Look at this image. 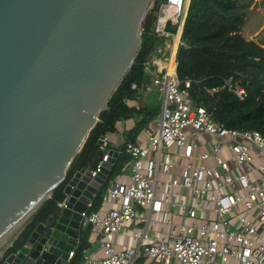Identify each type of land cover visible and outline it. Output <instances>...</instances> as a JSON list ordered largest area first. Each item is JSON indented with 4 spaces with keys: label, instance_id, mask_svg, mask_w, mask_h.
<instances>
[{
    "label": "water",
    "instance_id": "water-1",
    "mask_svg": "<svg viewBox=\"0 0 264 264\" xmlns=\"http://www.w3.org/2000/svg\"><path fill=\"white\" fill-rule=\"evenodd\" d=\"M153 3L0 0V244L65 181L67 198L1 264H67L79 245L118 151L96 175L68 169L133 66Z\"/></svg>",
    "mask_w": 264,
    "mask_h": 264
},
{
    "label": "built area",
    "instance_id": "built-area-1",
    "mask_svg": "<svg viewBox=\"0 0 264 264\" xmlns=\"http://www.w3.org/2000/svg\"><path fill=\"white\" fill-rule=\"evenodd\" d=\"M189 2L159 4L152 28L164 43L146 62L153 78L142 91L163 93L160 116L145 131L146 144L124 142L131 161L103 193L100 208L92 210V200L81 213V228L91 227L102 252L85 248L83 264H264V132L215 120L194 104L192 81L179 79L177 51ZM225 85L245 98L232 77ZM98 144L103 155L93 175L113 156L107 134ZM117 235L131 245L118 248Z\"/></svg>",
    "mask_w": 264,
    "mask_h": 264
},
{
    "label": "trees",
    "instance_id": "trees-1",
    "mask_svg": "<svg viewBox=\"0 0 264 264\" xmlns=\"http://www.w3.org/2000/svg\"><path fill=\"white\" fill-rule=\"evenodd\" d=\"M162 1L157 0L156 8L147 16L141 33V48L134 64L112 95L108 109L99 114V121L90 130L68 169L67 179L77 169L86 165L94 168L101 160L100 136L115 133L122 121L133 119L135 125L127 131V139L135 140L160 115V104L153 106L144 100L142 90L153 78L154 68L148 69L146 62L154 50L164 43V38L156 35L152 28ZM253 2L190 0L177 51V72L181 81H192L189 92L194 104L204 105L215 120L229 128L264 132V42L248 39L243 31ZM260 4L264 6V0H260ZM231 77L245 88L243 100L225 85V81ZM133 83L137 84L138 89H132ZM210 88H218V91L210 93ZM122 148L123 144L119 146L120 153L104 188L93 201L92 210L100 208L102 195L110 181L122 174L131 161ZM65 183H61L52 196L39 206L13 245L22 243L36 223L58 209V202L66 198ZM90 233V226L81 230L80 243L68 264H83L82 251L90 245ZM12 250L13 247L8 248L4 256Z\"/></svg>",
    "mask_w": 264,
    "mask_h": 264
},
{
    "label": "rangeland",
    "instance_id": "rangeland-1",
    "mask_svg": "<svg viewBox=\"0 0 264 264\" xmlns=\"http://www.w3.org/2000/svg\"><path fill=\"white\" fill-rule=\"evenodd\" d=\"M158 2L157 0H154V3L151 5V9L149 10L147 16L150 15V13L156 8ZM146 16V18H147ZM244 34L248 39H253L257 42H264V6L260 4V0H254L253 4L250 7V12L245 24V27L243 29ZM264 46V44H263ZM163 97V93L156 88L152 93H150L148 99V102L152 104L153 106H158V104L161 103V99ZM159 116L154 120L158 119ZM155 128V124L153 126ZM118 134L116 133H110L108 136V140L118 139ZM36 211H34L26 220L23 222L12 234L9 238L2 244H0V260L4 256V251L8 246L12 244L14 239L18 236V234L21 232V230L29 223L31 220L33 214Z\"/></svg>",
    "mask_w": 264,
    "mask_h": 264
},
{
    "label": "crops",
    "instance_id": "crops-1",
    "mask_svg": "<svg viewBox=\"0 0 264 264\" xmlns=\"http://www.w3.org/2000/svg\"><path fill=\"white\" fill-rule=\"evenodd\" d=\"M145 95V94H144ZM150 95V94H149ZM149 95H145L144 96V100H148L147 98L149 97ZM160 116V115H159ZM154 121L150 123L149 127H153L154 126ZM135 125V122L133 119H129L127 121H122L118 128H117V131L115 132L116 134H118V139H114L112 138V140H109V145L112 149L114 150H119V146L124 144V142L127 140V131L132 129ZM144 129L142 130L136 137V141H139V142H142L143 144H146V140H145V131L148 129ZM107 136H109V134H107ZM128 163L126 165V168H128ZM111 183V181H110ZM109 183V184H110ZM106 206L110 207L111 204L110 203H107ZM79 239H80V236H79ZM115 242L117 244V247L118 248H123V247H126L128 245H131V240L129 238H126V237H123V236H119L117 235L115 237ZM89 248L96 252L97 254H101V250H100V243L99 241L95 238L94 234L92 233V230H91V233H90V236H89ZM78 247V246H77ZM76 247V248H77ZM2 259V258H1Z\"/></svg>",
    "mask_w": 264,
    "mask_h": 264
},
{
    "label": "bare ground",
    "instance_id": "bare-ground-1",
    "mask_svg": "<svg viewBox=\"0 0 264 264\" xmlns=\"http://www.w3.org/2000/svg\"><path fill=\"white\" fill-rule=\"evenodd\" d=\"M35 209H36V207H35V208H34V209H33V210H32V211L26 216V218H25V219H24V220H23V221H22V222H21V223H20V224H19V225H18V226H17V227H16V228H15V229L9 234V235H8V237L6 238V240L9 238L10 235H13L12 233H13V232H14V231H15V230H16V229H17V228H18L23 222H25V220H26V219H27V218H28V217H29V216L35 211ZM6 240H5V241H6ZM5 241H4V242H5ZM4 242H3V243H4Z\"/></svg>",
    "mask_w": 264,
    "mask_h": 264
}]
</instances>
